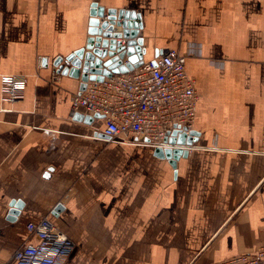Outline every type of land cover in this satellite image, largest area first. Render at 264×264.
I'll use <instances>...</instances> for the list:
<instances>
[{
	"label": "crops",
	"instance_id": "obj_1",
	"mask_svg": "<svg viewBox=\"0 0 264 264\" xmlns=\"http://www.w3.org/2000/svg\"><path fill=\"white\" fill-rule=\"evenodd\" d=\"M93 5L140 14L145 62L190 55L195 135L176 167L175 146L111 140L74 113L80 77L39 66L85 46ZM3 75L27 85L12 111L0 100V264L45 218L74 243L66 264H214L261 243L264 0H0Z\"/></svg>",
	"mask_w": 264,
	"mask_h": 264
},
{
	"label": "built area",
	"instance_id": "obj_2",
	"mask_svg": "<svg viewBox=\"0 0 264 264\" xmlns=\"http://www.w3.org/2000/svg\"><path fill=\"white\" fill-rule=\"evenodd\" d=\"M189 54L166 50L154 60L144 62L128 73L116 74L102 82H88L84 91L72 96V111L100 117L104 134L111 140L138 139L150 146L169 147L173 132L192 131L198 94L196 82L186 69ZM62 59H39V66L58 71ZM54 81L60 74L54 72ZM26 80L15 75L0 78V100L5 112L25 97ZM172 147V146H171ZM189 149L184 146L183 149ZM27 229L37 242L16 251L5 264H66L74 250L73 241L52 221L29 223ZM262 241L251 253L240 254L214 264H264V228Z\"/></svg>",
	"mask_w": 264,
	"mask_h": 264
},
{
	"label": "water",
	"instance_id": "obj_3",
	"mask_svg": "<svg viewBox=\"0 0 264 264\" xmlns=\"http://www.w3.org/2000/svg\"><path fill=\"white\" fill-rule=\"evenodd\" d=\"M92 7L85 46L67 57L57 71L62 75L74 72L79 76L80 92L86 89L88 82H102L116 74L128 73L145 62L140 14L125 10L96 9V5ZM189 135L195 134L190 132ZM189 137L185 132H173L166 140L170 146H175L174 149L164 150L173 167H176L178 157L187 154L183 152V147L193 144ZM12 206L16 210L21 208L20 203ZM12 214L16 215L17 212Z\"/></svg>",
	"mask_w": 264,
	"mask_h": 264
}]
</instances>
